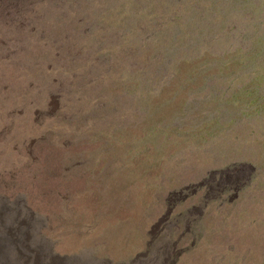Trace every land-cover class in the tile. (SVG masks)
Listing matches in <instances>:
<instances>
[{
  "label": "rangeland",
  "instance_id": "rangeland-1",
  "mask_svg": "<svg viewBox=\"0 0 264 264\" xmlns=\"http://www.w3.org/2000/svg\"><path fill=\"white\" fill-rule=\"evenodd\" d=\"M229 1L0 0V264H264V0Z\"/></svg>",
  "mask_w": 264,
  "mask_h": 264
},
{
  "label": "trees",
  "instance_id": "trees-1",
  "mask_svg": "<svg viewBox=\"0 0 264 264\" xmlns=\"http://www.w3.org/2000/svg\"><path fill=\"white\" fill-rule=\"evenodd\" d=\"M236 3V1H233V0H230L228 3H227V5L229 6V5H232V4H235ZM200 21V20H199ZM200 22H204V21H200ZM230 25V24H229ZM217 27V26H216ZM212 29V31H214V29L213 28H211ZM233 34V32H232V29L230 28V26H228V28H226L225 30H224V33H223V35H221L223 38V40L224 41H227L228 39H230L231 38V35ZM205 35V34H204ZM204 35H202L201 36V38H200V36H198L197 37V41H199V42H202L203 41V36ZM213 36V38H216L215 37V34L213 33V35L212 34H209V36ZM212 43H213V40H212ZM258 43H260V44H263L264 45V32L261 34V35H258L256 38H254L253 40H251V43H250V48H256L257 46H258ZM219 45V44H218ZM214 56H217L216 57V59L215 58H213ZM262 56H264V55H262ZM261 56V57H262ZM260 57V58H261ZM222 57H219L218 55H217V53H216V50H214V51H208V52H206L204 55H202V52H201V54L197 57V58H195V60H204V59H212V60H219V59H221ZM255 58H257V53H255V56H254V59Z\"/></svg>",
  "mask_w": 264,
  "mask_h": 264
},
{
  "label": "bare ground",
  "instance_id": "bare-ground-1",
  "mask_svg": "<svg viewBox=\"0 0 264 264\" xmlns=\"http://www.w3.org/2000/svg\"><path fill=\"white\" fill-rule=\"evenodd\" d=\"M134 262V261H133Z\"/></svg>",
  "mask_w": 264,
  "mask_h": 264
}]
</instances>
